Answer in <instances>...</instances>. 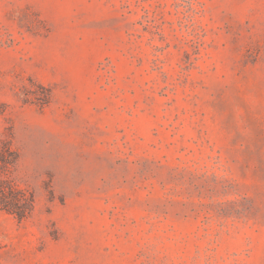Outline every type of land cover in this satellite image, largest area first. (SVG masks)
<instances>
[{
  "label": "rangeland",
  "instance_id": "1",
  "mask_svg": "<svg viewBox=\"0 0 264 264\" xmlns=\"http://www.w3.org/2000/svg\"><path fill=\"white\" fill-rule=\"evenodd\" d=\"M0 264H264V0H0Z\"/></svg>",
  "mask_w": 264,
  "mask_h": 264
},
{
  "label": "trees",
  "instance_id": "2",
  "mask_svg": "<svg viewBox=\"0 0 264 264\" xmlns=\"http://www.w3.org/2000/svg\"><path fill=\"white\" fill-rule=\"evenodd\" d=\"M19 216H20V217H23V214L20 213Z\"/></svg>",
  "mask_w": 264,
  "mask_h": 264
}]
</instances>
